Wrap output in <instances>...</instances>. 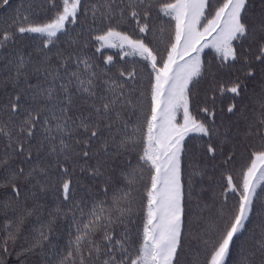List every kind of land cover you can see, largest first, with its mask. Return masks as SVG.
<instances>
[{
    "label": "snow or ice",
    "instance_id": "snow-or-ice-1",
    "mask_svg": "<svg viewBox=\"0 0 264 264\" xmlns=\"http://www.w3.org/2000/svg\"><path fill=\"white\" fill-rule=\"evenodd\" d=\"M0 25V264H264V0H20Z\"/></svg>",
    "mask_w": 264,
    "mask_h": 264
},
{
    "label": "rangeland",
    "instance_id": "rangeland-1",
    "mask_svg": "<svg viewBox=\"0 0 264 264\" xmlns=\"http://www.w3.org/2000/svg\"><path fill=\"white\" fill-rule=\"evenodd\" d=\"M10 1H11V4L13 3L14 5H12L11 8H9L7 5H5V6H3L0 9V12H2V11L8 12V13H12L13 12V10L16 7V1L15 0H10ZM5 9L7 11H5ZM0 21H3V20H0ZM0 30H2V25H0ZM100 55H103V54L102 53H97V56H100ZM107 55H113L114 57H116L117 59H119V57H117L115 54H112V53L105 54L103 56L106 57ZM214 55L215 54H213L210 51V53H205L204 54V58L205 59H211ZM121 63H123V61H121ZM126 66H130V64L129 65H126ZM207 87H208V85L206 83L205 84H202L201 85V92L207 90ZM251 87H252V85H249V88H251ZM228 102L229 101L225 99L223 101V104L226 106ZM220 108H221V103L218 100L217 107H216V117H215V120H216V123L217 124H220L222 122V114L220 112ZM197 114H198V117L199 118L204 119V120H206L208 122H210L211 119H212L211 117L205 115L202 112H198ZM230 118H231V114H228L226 112V108H225V112L223 113V122L225 124H227L229 122ZM196 139L197 140H201V139H198V138H196ZM258 147H259V142L258 141H253L251 145L245 144L244 146H242L241 149L238 150V152H237V156H236V167H239V165L242 164L247 159L248 152H250L253 148H258ZM223 183H224V181H223V178L221 177L219 171H216L215 173H213L211 179H208V178L205 179V184L211 186L210 191L211 190H215L217 193L220 192V190H221L220 189V185H222ZM229 195H231V194L229 193ZM31 220H32V226H34L36 228H39L40 225L35 220V218H31ZM2 224H3V218H2V216H0V225H2ZM61 224L63 226L64 237L66 239L67 238V224L65 222H63V221L61 222ZM30 229H31V227H30Z\"/></svg>",
    "mask_w": 264,
    "mask_h": 264
},
{
    "label": "trees",
    "instance_id": "trees-1",
    "mask_svg": "<svg viewBox=\"0 0 264 264\" xmlns=\"http://www.w3.org/2000/svg\"><path fill=\"white\" fill-rule=\"evenodd\" d=\"M15 1H16V6H17V5L20 3V0H15ZM15 1H14V2H15ZM10 2H11V1H10ZM11 5H14V4L12 3ZM1 8H2V7H0V9H1ZM7 14H10V13H8V12H4V11L0 12V20H3L4 17H5ZM117 51H118V50H115V49H104V50L102 51V54L105 55V54L112 53V54H115V55L118 57V55H117ZM210 51H211L213 54H215L211 49H205V53H210ZM205 53H204V54H205ZM126 59H129V61H130V58H126ZM129 64H130V62H129ZM193 136H195L196 138L201 139V140H206V139H207V137H199L197 134H193ZM190 138H191V137H190ZM26 227L29 228V229H30V227H31V228H36V227L32 226V220H31V218L26 222ZM12 259H14V257H12Z\"/></svg>",
    "mask_w": 264,
    "mask_h": 264
}]
</instances>
